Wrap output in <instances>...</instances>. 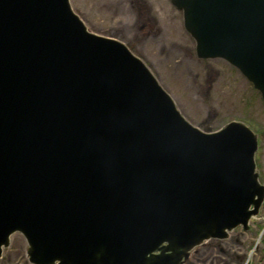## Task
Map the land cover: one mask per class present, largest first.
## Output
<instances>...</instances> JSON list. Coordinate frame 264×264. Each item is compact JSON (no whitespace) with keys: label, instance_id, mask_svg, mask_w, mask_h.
Masks as SVG:
<instances>
[{"label":"water","instance_id":"water-1","mask_svg":"<svg viewBox=\"0 0 264 264\" xmlns=\"http://www.w3.org/2000/svg\"><path fill=\"white\" fill-rule=\"evenodd\" d=\"M199 59H222L264 107V0H170ZM256 135L186 121L120 41L69 0H0V256L30 264H186L248 229L264 199Z\"/></svg>","mask_w":264,"mask_h":264},{"label":"rangeland","instance_id":"rangeland-1","mask_svg":"<svg viewBox=\"0 0 264 264\" xmlns=\"http://www.w3.org/2000/svg\"><path fill=\"white\" fill-rule=\"evenodd\" d=\"M71 10L96 35L122 42L151 71L181 116L203 132L231 121L257 137L258 181L264 186V107L259 93L222 59H199L182 14L170 0H69ZM26 242L15 233L0 264H30ZM186 264H264V199L248 224L226 239H210L192 250Z\"/></svg>","mask_w":264,"mask_h":264}]
</instances>
